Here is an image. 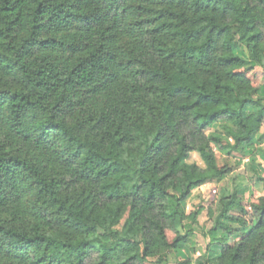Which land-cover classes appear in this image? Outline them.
Masks as SVG:
<instances>
[{"label": "trees", "instance_id": "trees-1", "mask_svg": "<svg viewBox=\"0 0 264 264\" xmlns=\"http://www.w3.org/2000/svg\"><path fill=\"white\" fill-rule=\"evenodd\" d=\"M263 79L264 0H0V264H169L201 212L182 204L230 171L211 143L255 161ZM242 198L209 209L211 241ZM248 205L200 264H264Z\"/></svg>", "mask_w": 264, "mask_h": 264}, {"label": "rangeland", "instance_id": "rangeland-1", "mask_svg": "<svg viewBox=\"0 0 264 264\" xmlns=\"http://www.w3.org/2000/svg\"><path fill=\"white\" fill-rule=\"evenodd\" d=\"M243 54L242 49L238 50ZM264 79L261 81V87L258 91L260 96H263ZM251 108L246 110V113L250 112ZM223 119H220L212 127L205 130L207 137L217 136L225 139L228 142H232L230 138L226 136L222 130ZM261 133L264 134V124L262 126ZM213 147L216 161L219 165H224L230 169V171L224 175L221 180H210L195 187L185 202L182 204L184 221L187 220L186 215L196 206L201 208V212L197 217V225L195 231L189 238V243L182 250H175L171 253L169 264H178L185 262L186 264H200L204 259L211 261L214 257L218 256L221 251L227 248V245H233L239 242L243 234L251 228V212L248 202L256 199L257 197L264 195V189L257 178L260 175H264V139L257 145L259 150H255L254 157L261 167L252 166V162L246 160L242 162L243 154L236 153L230 148H222L217 143H211ZM253 160V158H252ZM188 162H197L203 165L199 153L192 151L189 153ZM263 168V169H260ZM233 191H239L244 193L243 210H234L233 215L243 218L246 224H237L232 222L233 228H236L233 234L227 235L221 231L218 232L217 240L211 241L206 235L213 224L212 218L209 216L208 211L210 208H214L215 202L222 195L229 194ZM181 234L183 231L178 229ZM173 234L170 230L168 231ZM96 260V255L92 254L85 264H93ZM153 258H148L145 264H153Z\"/></svg>", "mask_w": 264, "mask_h": 264}, {"label": "crops", "instance_id": "crops-1", "mask_svg": "<svg viewBox=\"0 0 264 264\" xmlns=\"http://www.w3.org/2000/svg\"><path fill=\"white\" fill-rule=\"evenodd\" d=\"M254 158H255V161H254V160L252 161V166L255 165L256 168H257V167H258V168L261 167L260 164H258L257 161H256V158H258V157H254ZM245 160H246L247 162L250 163V162H251V161H250V156H244V155H243L242 162H244ZM260 169H263V168H260ZM240 193H241V192H240ZM243 197H244V193H243Z\"/></svg>", "mask_w": 264, "mask_h": 264}]
</instances>
